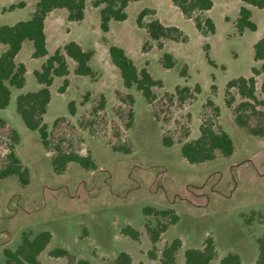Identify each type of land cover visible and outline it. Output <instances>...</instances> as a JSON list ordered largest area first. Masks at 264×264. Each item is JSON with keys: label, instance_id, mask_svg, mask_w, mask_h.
I'll return each instance as SVG.
<instances>
[{"label": "rangeland", "instance_id": "obj_1", "mask_svg": "<svg viewBox=\"0 0 264 264\" xmlns=\"http://www.w3.org/2000/svg\"><path fill=\"white\" fill-rule=\"evenodd\" d=\"M93 1L86 2L80 22H69L62 9L47 15L44 58L31 57L29 41L23 43L15 58L25 65V84L21 89H11L9 104L0 109V118L19 134L15 151L29 171V180L26 186L15 177L0 180V263L4 261L3 250L14 251L23 234L46 230L51 239L38 257L40 264H66L65 259L48 255L60 247L92 264H109L121 251L130 255L132 264H159L162 249L175 238L181 242L176 264H184L185 249L201 248L206 238L212 239L219 257L235 252L249 264L256 253L255 238L264 235V136H250L235 124L233 109L240 98L235 89L227 91L226 84L234 78L252 76V68H261L263 62L253 60V45L264 36V8L248 7L256 30L238 35L233 23L242 3L212 0L205 15L215 31L204 36L170 0H139L129 3L124 21H111L108 31L103 32L99 28V8L92 6ZM35 3L0 0V25L28 19ZM11 5L16 6L12 11ZM143 9L152 11L144 22L158 19L165 26L178 28L186 40H162L160 48L149 41L145 30L136 25L137 14ZM68 41L92 51L89 64L95 76H76L74 64L68 59V84L60 92L63 78L53 79L44 121L51 129L53 120L63 117L65 121L52 130L53 139H60L68 151L90 154L97 168L87 171L69 164L63 174L57 175L49 164L51 153L44 151L37 133L26 129L17 115L15 99L39 88L33 71ZM111 46L120 47L137 69L145 68L161 81V87L153 88L157 96L154 107L150 108L134 88L122 85L109 57ZM4 50L0 45V53ZM164 54L171 56L173 67L161 65ZM263 80L264 74L255 76V96L260 102L257 109L261 111ZM176 86L191 90L198 86L200 91L182 104L173 100L162 105L164 94H172ZM129 96L134 102L133 122L125 129ZM69 102L74 103L73 116L68 112ZM101 102L102 108L92 113ZM213 107L219 112L216 116ZM83 119L90 125H84ZM205 120L230 136L234 148L231 156L192 165L181 157L179 144L162 145L165 133L173 142L185 138L184 133L188 134L186 140L196 138ZM123 141L130 144L131 152H113L110 145ZM4 142L0 137V165L6 154ZM145 206L171 210L178 217L154 244L145 235L144 224L147 219L152 224L158 219L145 217ZM126 226L140 232L138 241L120 234Z\"/></svg>", "mask_w": 264, "mask_h": 264}, {"label": "trees", "instance_id": "obj_2", "mask_svg": "<svg viewBox=\"0 0 264 264\" xmlns=\"http://www.w3.org/2000/svg\"><path fill=\"white\" fill-rule=\"evenodd\" d=\"M88 0H36L34 9L30 17L26 20L17 21L13 25H0V45L5 46V50L0 53V109L8 106L11 89H21L25 84L26 68L23 63H17L15 58L25 41L32 43L33 59L44 58L47 55L46 37L44 24L47 15L57 9L66 11V18L69 22H80L84 18L85 4ZM139 0H94L92 6L99 8V28L107 32L111 21L122 22L126 19V8L129 3ZM242 6L239 8L238 17L233 23L234 30L238 35H242L245 30L255 31L256 24L251 20V11L248 7L256 9L264 8V0H239ZM183 17L191 19L195 28L204 36L213 34L215 31L212 20L205 15L212 7V0H170ZM16 6L9 7L12 11ZM151 10L143 9L136 17L138 28L144 29L149 41L156 42L160 48L162 40L175 42H184L186 37L174 26H165L158 19H152L144 22V17L151 15ZM149 46V44H148ZM109 57L112 64L117 68L122 85L126 89L134 88L142 97L143 101L150 107L157 103V96L153 88L161 87V81L154 79L145 68L137 69L131 59L118 46L109 48ZM91 50H83L80 45L74 41H68L57 48L38 70L33 71L35 80L39 86L36 91L22 93L16 96L15 110L23 125L29 131L38 135V140L45 152L51 153L49 164L53 173L63 174L69 164H76L84 170L90 171L97 168L94 159L87 155H80L73 151H68L62 147V141H55L52 137V130L59 127L64 122L63 117H57L49 129L44 121L47 106L50 102V86L53 79L63 78V84L59 88L62 92L68 84L66 76L69 74L67 60L74 64L73 73L76 76L93 78L94 70L90 66L92 57ZM253 60L262 61L259 70L252 68V76L248 78L238 77L231 79L227 84V91L235 89L240 102L234 107V122L253 137L264 136V111L258 110L260 102L255 96V76L264 74V36L253 45ZM211 63V62H210ZM161 65L164 68L173 67L174 63L169 54H164L161 59ZM200 89L195 86L191 90L187 86H176L172 94H164L160 100L162 105L172 104L173 100L182 104L187 100L193 99L195 93ZM260 93L264 95V80L260 85ZM129 110L128 121L125 129H129L133 122V113L131 106L133 98L128 97ZM228 107L230 101H225ZM211 104L210 100L208 101ZM101 102L98 108H94L92 113H96L102 108ZM212 105V104H211ZM215 116L218 115L217 107H213ZM69 115H74V103L68 104ZM153 116L159 120V116L152 109ZM167 119V118H164ZM88 126L89 121L83 119ZM80 124L82 122H79ZM82 125V126H84ZM4 130L0 137L5 140L4 145L6 154H4L2 164L0 165V180L8 177H15L21 186H26L29 180V171L23 166L16 154L15 148L19 143V134L12 126H7L4 119L0 118V131ZM185 138L173 139L170 134L165 133L162 136V145L170 147L173 143L180 145L181 157L189 164L197 165L214 160L217 156L229 157L233 153V142L230 136L211 121H202L198 127V136L194 139ZM111 149L115 153L129 154L131 146L127 141L121 144H111ZM145 217H155L156 223L152 224L148 219L144 224L145 235L148 240L154 244L161 234L170 226L178 221V217L171 210H159L151 206H145L142 209ZM161 219H167L165 223ZM120 234L127 236L134 241H138L140 232L136 229L126 226L120 230ZM51 234L49 231H40L36 234H23L20 243L14 251L3 250L4 261L0 264H40L38 257L50 242ZM256 253L249 264H264V235L255 238ZM181 248V242L178 238L167 243L161 251L159 264H176L177 253ZM48 255L53 258H63L66 264H92L88 259L77 258L66 248L60 247L52 249ZM184 264H244L241 257L235 252H227L219 257L218 252L211 238H206L201 248H187L183 252ZM109 264H132L130 255L124 251L118 252L110 259Z\"/></svg>", "mask_w": 264, "mask_h": 264}]
</instances>
